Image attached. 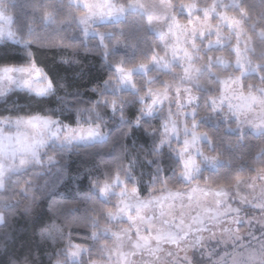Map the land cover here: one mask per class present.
<instances>
[{
  "label": "clouds",
  "instance_id": "obj_1",
  "mask_svg": "<svg viewBox=\"0 0 264 264\" xmlns=\"http://www.w3.org/2000/svg\"><path fill=\"white\" fill-rule=\"evenodd\" d=\"M0 264H264V0H0Z\"/></svg>",
  "mask_w": 264,
  "mask_h": 264
}]
</instances>
